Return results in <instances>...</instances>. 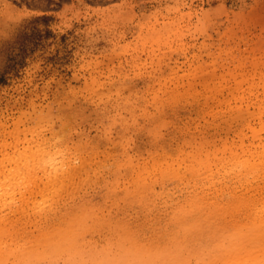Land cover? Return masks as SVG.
<instances>
[{
	"label": "rangeland",
	"instance_id": "1",
	"mask_svg": "<svg viewBox=\"0 0 264 264\" xmlns=\"http://www.w3.org/2000/svg\"><path fill=\"white\" fill-rule=\"evenodd\" d=\"M263 205L264 0H0V264H253Z\"/></svg>",
	"mask_w": 264,
	"mask_h": 264
},
{
	"label": "bare ground",
	"instance_id": "2",
	"mask_svg": "<svg viewBox=\"0 0 264 264\" xmlns=\"http://www.w3.org/2000/svg\"><path fill=\"white\" fill-rule=\"evenodd\" d=\"M245 162H247L246 160H245ZM244 162V163H245ZM247 164V163H246ZM251 165V164H250ZM240 166V165H239ZM251 170V169H250ZM262 205V204H261ZM253 207V206H252ZM255 207V206H254ZM258 207V206H257ZM259 207H262V206H259ZM262 209H264V205H263V208ZM262 209H261V211H262ZM252 210H254V209H252ZM258 210H260V208H258ZM257 210V211H258ZM254 212H256V211H254ZM263 213V212H262ZM261 226H264V225H261ZM238 235V234H237ZM236 235V236H237ZM239 237V236H238ZM262 249L264 250V247H262ZM262 250V251H263ZM259 252H261V251H259ZM255 255H253L252 256V258H253V264H264V251L262 252V254H260V255H258V253H254ZM238 256V255H237ZM235 257L232 261H230L229 262V264H247V257H248V255L247 256H243V255H241V256H239V257ZM249 262V261H248ZM251 262V261H250ZM227 263V262H226ZM221 264H223V263H221Z\"/></svg>",
	"mask_w": 264,
	"mask_h": 264
}]
</instances>
